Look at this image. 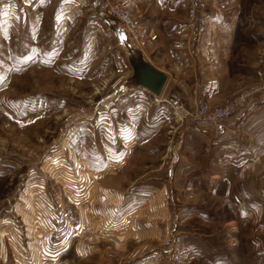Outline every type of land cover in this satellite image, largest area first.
<instances>
[{
    "label": "rangeland",
    "instance_id": "1",
    "mask_svg": "<svg viewBox=\"0 0 264 264\" xmlns=\"http://www.w3.org/2000/svg\"><path fill=\"white\" fill-rule=\"evenodd\" d=\"M118 1L135 38L95 0H0V236L29 201L59 196L91 224L88 205L114 211L122 199L113 239L127 240L123 264L154 252L160 264H264L261 158L235 134L223 156L202 140L209 131L137 86L126 57L127 45L142 47L170 87L198 91V41L228 30L229 71L245 83L226 98L263 85L264 0Z\"/></svg>",
    "mask_w": 264,
    "mask_h": 264
},
{
    "label": "crops",
    "instance_id": "2",
    "mask_svg": "<svg viewBox=\"0 0 264 264\" xmlns=\"http://www.w3.org/2000/svg\"><path fill=\"white\" fill-rule=\"evenodd\" d=\"M232 44V35L228 30L221 33L219 37L213 38L210 34V36L204 35L200 38L197 44V55L202 66L199 67L196 80L200 86L198 91L174 84L170 87L172 76L151 63L142 47L127 45L126 57L135 76V69L138 71L147 66L166 76L165 85L158 96L161 103L171 104L175 109L191 110L199 101L207 100L214 105L220 104L223 99L245 83L244 79L230 74L228 59ZM137 86L142 87L139 83ZM256 107L252 108L241 121L234 118L220 129L205 128L206 133L208 131L210 133L202 135L201 138L212 141L215 148L222 150V148L228 149L236 145L234 134L235 136H244L248 147L252 149V155L261 158V169H257L256 172H264V104ZM230 150V153L222 150V155H234L232 149ZM249 172L254 174L255 170ZM247 189L249 190V188ZM250 198L252 199L250 203L254 204V192ZM123 202L122 199L118 200L114 211L104 208L99 209L97 213L93 208L91 210L88 205L87 219L92 220L93 224L88 223L92 226V231L85 237L74 240L68 247L54 244L51 230L54 226V217L66 206L74 208L80 217L77 205L63 204V199L58 196L43 201L39 200L36 205H32L29 201L25 207H22L21 204H18L21 206H14L12 210L17 212L19 218L17 217L12 222L9 220L10 222L4 229L6 234L5 232L1 233L0 264H123L120 253L126 249L127 240L117 242L116 239H113L120 231L114 221L118 217L117 221L121 222V217L125 219L128 212ZM147 203L148 201L144 200L138 204L139 210L141 207H147ZM144 215L147 217V222L149 220L158 222L155 218L158 216L150 210H147ZM156 227L153 228V225L150 224L151 234H157ZM146 228L148 229V227ZM146 228L144 231H147ZM144 231L138 228L136 233L142 236ZM139 251H136L135 254Z\"/></svg>",
    "mask_w": 264,
    "mask_h": 264
},
{
    "label": "built area",
    "instance_id": "3",
    "mask_svg": "<svg viewBox=\"0 0 264 264\" xmlns=\"http://www.w3.org/2000/svg\"><path fill=\"white\" fill-rule=\"evenodd\" d=\"M96 6L100 11L117 20L129 37L137 36L138 25L130 8L118 0H97ZM261 99H264V84L241 89L220 104L214 105L206 100L199 101L191 110L181 108L177 109L175 114L180 121L186 120L191 126L220 129L235 117L244 115ZM91 231L92 226L83 223L74 208L66 206L54 217L51 237L54 244L68 247L74 240L86 236ZM141 263L160 264V253L147 255Z\"/></svg>",
    "mask_w": 264,
    "mask_h": 264
},
{
    "label": "water",
    "instance_id": "4",
    "mask_svg": "<svg viewBox=\"0 0 264 264\" xmlns=\"http://www.w3.org/2000/svg\"><path fill=\"white\" fill-rule=\"evenodd\" d=\"M136 72L137 84L149 90L152 94L159 96L166 82V76L150 66ZM139 77V78H138Z\"/></svg>",
    "mask_w": 264,
    "mask_h": 264
}]
</instances>
